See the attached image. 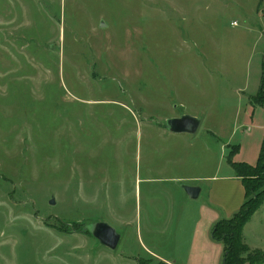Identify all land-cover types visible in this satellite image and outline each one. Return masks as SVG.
<instances>
[{
	"label": "rangeland",
	"instance_id": "374dc122",
	"mask_svg": "<svg viewBox=\"0 0 264 264\" xmlns=\"http://www.w3.org/2000/svg\"><path fill=\"white\" fill-rule=\"evenodd\" d=\"M263 56L264 0H0V264H171L146 246L192 237L176 178L259 157ZM247 228L258 258L264 207Z\"/></svg>",
	"mask_w": 264,
	"mask_h": 264
},
{
	"label": "crops",
	"instance_id": "0c3cea01",
	"mask_svg": "<svg viewBox=\"0 0 264 264\" xmlns=\"http://www.w3.org/2000/svg\"><path fill=\"white\" fill-rule=\"evenodd\" d=\"M233 171L234 173L230 175L215 174L203 177L181 176L176 178L178 182H183L186 185L190 184L201 187L198 198L193 199L181 186L183 192L179 190L178 198L183 201V206L182 208L180 207L176 216L173 215L174 217H170L168 220L173 221V219H177L178 228L176 226L177 229L175 230L177 233H179V229L183 231L187 225H192V237H190L188 241H184L181 246L182 248L178 249V247L174 246L172 251H166L165 247L153 245V247L146 246L147 253L158 259L170 262L171 264H224L225 246L221 240L218 241L214 239L213 229L221 219L232 217L245 201L244 184L242 183L241 177L236 174L234 169ZM145 180L147 183H151L155 179L146 178ZM203 180L210 181L211 183L207 197L204 198V201L199 205L198 203H190L189 200L200 199L205 189H208L199 183V181ZM262 207H264V205ZM260 209H258V211ZM258 211L254 213L251 221L253 217L257 215ZM158 216L163 217L161 211H159ZM251 221H249L243 229L244 241L250 246L263 249L262 245L259 244L258 239L260 237L258 235L255 238H250L248 236L249 234H247V227L250 225ZM151 227H153V225H151ZM175 248L177 249L176 252ZM158 249H160V251H166V253L160 252ZM181 254L183 255L181 256Z\"/></svg>",
	"mask_w": 264,
	"mask_h": 264
},
{
	"label": "trees",
	"instance_id": "16d2710c",
	"mask_svg": "<svg viewBox=\"0 0 264 264\" xmlns=\"http://www.w3.org/2000/svg\"><path fill=\"white\" fill-rule=\"evenodd\" d=\"M256 96L259 100L264 98V56L261 84ZM253 101L255 102V98H253ZM262 105H264V101ZM237 149L238 146H235L231 151L229 163L242 179L245 188V201L232 217L223 218L215 225L213 236L214 239L221 240L224 243V264H244L246 260H251V264H257L264 262V255L247 259L246 254L250 251V248L243 240V229L254 213L264 205V140L255 164L233 160ZM140 263L148 264L145 260L140 261Z\"/></svg>",
	"mask_w": 264,
	"mask_h": 264
},
{
	"label": "water",
	"instance_id": "95a60500",
	"mask_svg": "<svg viewBox=\"0 0 264 264\" xmlns=\"http://www.w3.org/2000/svg\"><path fill=\"white\" fill-rule=\"evenodd\" d=\"M105 25L103 24L102 27ZM165 127L169 131L176 133H196L201 126V120L195 115L186 113L180 116H171L165 120ZM184 189L187 194L195 199L198 198L201 187L195 185L184 184ZM54 203V199L50 201ZM89 233H91L95 238L98 239L99 244L110 249H116L121 240V233L111 224L106 221L98 220L94 223L87 224L85 227Z\"/></svg>",
	"mask_w": 264,
	"mask_h": 264
},
{
	"label": "built area",
	"instance_id": "2783aa9c",
	"mask_svg": "<svg viewBox=\"0 0 264 264\" xmlns=\"http://www.w3.org/2000/svg\"><path fill=\"white\" fill-rule=\"evenodd\" d=\"M233 24H237V22H235V21H234V23H233Z\"/></svg>",
	"mask_w": 264,
	"mask_h": 264
}]
</instances>
